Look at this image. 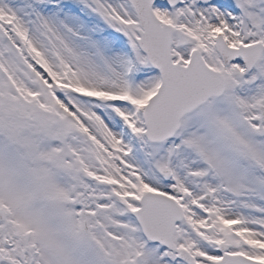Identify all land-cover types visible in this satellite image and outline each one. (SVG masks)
<instances>
[{
    "label": "snow or ice",
    "instance_id": "6c2138e0",
    "mask_svg": "<svg viewBox=\"0 0 264 264\" xmlns=\"http://www.w3.org/2000/svg\"><path fill=\"white\" fill-rule=\"evenodd\" d=\"M0 264H264V0H0Z\"/></svg>",
    "mask_w": 264,
    "mask_h": 264
}]
</instances>
